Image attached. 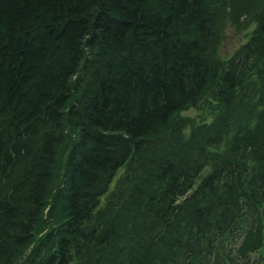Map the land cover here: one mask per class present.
I'll return each instance as SVG.
<instances>
[{"label":"trees","instance_id":"1","mask_svg":"<svg viewBox=\"0 0 264 264\" xmlns=\"http://www.w3.org/2000/svg\"><path fill=\"white\" fill-rule=\"evenodd\" d=\"M53 214L35 264H264V0H0V264Z\"/></svg>","mask_w":264,"mask_h":264},{"label":"rangeland","instance_id":"2","mask_svg":"<svg viewBox=\"0 0 264 264\" xmlns=\"http://www.w3.org/2000/svg\"><path fill=\"white\" fill-rule=\"evenodd\" d=\"M226 14H227V10H226ZM226 14L224 21L225 24L224 34L219 48V57L224 62H227L231 59L235 50L250 37V35L252 34L255 28L254 22L250 21L248 22V24L245 25V23L242 21L243 20L242 17L238 18L237 20H234L231 19ZM213 99L214 98L211 96V93L208 92L196 107L188 108L185 111L179 113V117L186 118V120L189 122L190 125H194V124L198 125L203 121L211 120L215 110ZM64 156L65 154L63 153V158ZM63 158H60L57 168V175L60 172L58 176L60 178H61V169L63 165ZM57 181L58 180H56V185L54 184L53 187V196L55 195V191L57 188ZM114 181L110 185V190L112 189L111 187L113 186ZM53 198L54 197H52L51 200H53ZM53 211L56 212V210ZM57 218L58 216L56 214H53V216L50 218L49 221L44 220L40 223V225L36 230L35 240L29 246V248H27L18 256L17 258L18 260L15 264L36 263L35 251L38 246V239L45 234V232L53 225V223L57 220ZM263 251H264V245L263 248L258 249L255 253L251 254L252 258L254 256H258L259 255L258 252H263Z\"/></svg>","mask_w":264,"mask_h":264}]
</instances>
